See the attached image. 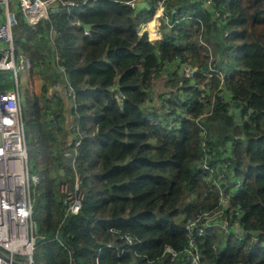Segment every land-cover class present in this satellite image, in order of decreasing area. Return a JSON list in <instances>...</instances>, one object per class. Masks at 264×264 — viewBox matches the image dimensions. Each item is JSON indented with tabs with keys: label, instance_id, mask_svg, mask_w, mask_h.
<instances>
[{
	"label": "trees",
	"instance_id": "obj_1",
	"mask_svg": "<svg viewBox=\"0 0 264 264\" xmlns=\"http://www.w3.org/2000/svg\"><path fill=\"white\" fill-rule=\"evenodd\" d=\"M60 1L74 5L50 12L36 28L18 17L14 28L16 46L27 55L17 33L48 37L54 30L55 56L74 93L70 135L79 140L68 147L75 152V170L61 151L44 156L45 213L36 217L44 240L32 264H191L182 256L188 218L221 207L198 166L203 143L214 171L217 162L229 160L227 184L239 183L228 212L239 209L246 234L239 239L212 230L197 237L200 263L264 264V0H212L214 18L202 0H168L163 22L170 29L158 44L138 29L152 18L150 4ZM81 24L90 25L87 33ZM176 59L213 70L209 78L194 74L203 88L174 69ZM216 74L224 76L229 100L217 95ZM180 92L191 96L190 105L176 102ZM163 94L166 104L160 102ZM32 111L38 115L37 108ZM176 112L180 121L170 125ZM53 159L71 185L80 176L77 213L66 215V205L53 193Z\"/></svg>",
	"mask_w": 264,
	"mask_h": 264
},
{
	"label": "built area",
	"instance_id": "obj_2",
	"mask_svg": "<svg viewBox=\"0 0 264 264\" xmlns=\"http://www.w3.org/2000/svg\"><path fill=\"white\" fill-rule=\"evenodd\" d=\"M167 1L131 0L127 3L131 8L139 7L138 5L141 2L144 5H152L154 7L153 16L158 14L156 30L159 33L158 26L163 21H167L165 10ZM64 5L70 8L74 3H65L60 0H0V71H12L15 87L11 90L0 89V264H32L36 247L35 239L39 235L38 225L34 218V202L30 182L36 185L39 183L40 178L38 174L29 175L28 146L20 92V87H26V82L19 79V71L25 74L28 73L32 61L22 50L17 48L14 39V28L18 24V17H21L31 28H36L39 22L49 17L50 12L59 11L62 8L61 6ZM202 5L210 11L212 18L218 17V12L214 8L212 0H202ZM68 14L72 16L73 11L69 9ZM144 31L148 33L149 38L148 29L146 28ZM84 33H87V30H84ZM50 34H55L53 29H51ZM16 52L21 57L19 66L15 61ZM176 63L179 67H174V69L178 70L184 78H189L191 85L197 88H203L204 83H196L194 74L200 73L209 78L213 72V70L204 71L197 65L192 66L186 61L181 62L179 59H176ZM60 68L65 71L63 66H60ZM216 75L219 79L217 95L224 100H229L232 94L226 88L224 76L222 74ZM67 90L73 100L74 93L69 83H67ZM166 97L165 94L161 95L160 102L163 104L168 103ZM55 98V92L52 91L48 95L51 105L55 102ZM198 99L201 100V96ZM190 100V95L180 92L176 102L190 105ZM171 117L170 124L178 125L181 115L176 112ZM152 122L157 123L158 120L153 118ZM72 129L73 125H71ZM202 129L204 128L201 127ZM205 133V130H203V137ZM73 144L77 146L79 140L74 141ZM226 147L228 149L225 152V157H228L230 144ZM66 156L68 162L70 160L74 168L75 152L68 149L66 150ZM202 157L198 166L206 174V182L208 180L212 181V187L218 194V203L221 207L212 214L204 212L195 218H188L185 224L188 232V246L182 256L191 264H201V254L196 244L197 237L204 236L212 230L228 234V236H236L239 239H243L246 234L240 225L239 209L234 208L232 211L234 217L229 213L231 212V194L235 190L234 184L232 185L231 182L227 184L226 180L231 168L229 167V160L226 159L223 163L217 162L216 165L219 170L214 171L207 161L212 155L210 154V148L206 147L205 143H203ZM75 177H78V174ZM54 178L55 175L52 172L51 179L54 180ZM53 184L58 186V191L63 196L62 202L66 205L65 214L77 213L83 195L78 184V178L76 182L74 180L72 185L67 178L63 182ZM68 184L72 190L69 189ZM124 238L127 242H132L128 235H125ZM107 245L112 246L113 244L108 243ZM166 250L171 252L173 256L176 255V252L170 246H167Z\"/></svg>",
	"mask_w": 264,
	"mask_h": 264
},
{
	"label": "rangeland",
	"instance_id": "obj_3",
	"mask_svg": "<svg viewBox=\"0 0 264 264\" xmlns=\"http://www.w3.org/2000/svg\"><path fill=\"white\" fill-rule=\"evenodd\" d=\"M156 15H154V16L152 15V18L149 21V26L151 28L149 29V27H148V31L154 34V40H158V37H159V34L156 30V27L158 25V20H157ZM141 28H143V26L140 24L138 26V29L140 30ZM158 28H159L158 31H159V33L161 35V39H162V34L169 31L170 26L168 23L162 22L158 26ZM50 36L52 37L53 35L50 34V35H48L47 38H46V36H44V34L40 36V41L36 42V45L40 47V50L38 49L39 51L48 50V52H49L50 50H52V46L49 44V42L52 41L51 38L49 39ZM15 61H16V64L18 66L21 64V57L19 56L18 52L15 53ZM54 62H56V61L54 60ZM19 79L24 80L26 82V87H20V92H21V98H22V116H23L25 132H26V142L28 145V151L29 150L32 151V152H30V156H31L30 160H29V156H28L29 175L38 174L39 178H40L39 183L36 185H34L32 182H30V188L32 190V199L34 202V218L37 222L36 217H37L38 213L40 212V216H43L45 213L44 197L42 196V193H43V190L45 187V182L42 181L43 180L42 179L43 174H44V168L46 165V162L44 160V156L47 153L51 154L50 152H53L52 149L54 148V146H52L51 144H48L46 142V138L44 137L43 130L40 127L42 122H39V119H38L39 115L33 113L32 110H35L37 108L38 114H40V107H39L40 104L38 105V103L41 102V99H42L44 93L46 94L45 95V97H46L45 101L48 104L45 106H47L49 108L50 103H49V100L47 98L49 94L47 93V89H46V92L44 91L45 88H43L42 93H40L39 91L38 92L35 91V83L33 82V80H32L33 78L31 75L28 76L27 73L25 74V73L19 71ZM0 84H5V87H2L3 89H10L11 90V89L15 88L12 71H9V70L8 71H0ZM57 99H56V101H57ZM56 101L51 106L56 105ZM31 111H32V113H31ZM51 121L55 122L56 119L53 120V118H52ZM71 125H72V122H69L68 128L70 131H71ZM170 125H173V124H170ZM33 140L37 141V143L34 144ZM64 144H65V141H64ZM63 147H65V145L59 147L58 144H56L55 155L56 156L59 155V153L61 151L63 156H64V163H68L70 165L71 170H73V169H75L76 165L74 164V168H73L70 160L68 162V160H67L68 157L66 156V150H68L69 148H64L62 150ZM53 165H54V171H52V172L55 175L53 183H58V182L60 183V182L65 181L66 177L63 176L64 170L61 168V166L58 164V162L55 161V159H53ZM58 172L61 173V177L58 176V174H57ZM79 177H80L79 175H78V177H74L75 182H76L77 178H79ZM53 183H52L53 193L56 195L57 198L59 197L63 200L62 194L58 191V186L54 185ZM238 183L239 182L237 180V182L234 184V186L238 185ZM69 189L72 190L70 185H69ZM37 224H38V222H37ZM41 244H43V243H41Z\"/></svg>",
	"mask_w": 264,
	"mask_h": 264
},
{
	"label": "crops",
	"instance_id": "obj_4",
	"mask_svg": "<svg viewBox=\"0 0 264 264\" xmlns=\"http://www.w3.org/2000/svg\"><path fill=\"white\" fill-rule=\"evenodd\" d=\"M149 21L141 24L143 28L139 30V33H141L146 28L148 29V27L149 29L151 28L149 26ZM158 34V40L153 41L149 32V39L153 44H158L162 41L160 33ZM48 35L50 34L48 33ZM20 36L23 37L22 41L26 44V49H28L29 51L28 56L32 61V66L29 69L27 75L32 76V80L35 83V91H39L40 93H42L43 88H45L44 91L46 92L47 89L48 94H50L52 91L55 92V101L58 98L56 101V105L51 106V104H49L50 107L48 108L47 106H45L48 104L45 101L46 94L44 93L41 102L38 103V105L40 104V114H38V119L39 122H42L40 127L43 130L46 142L54 146V148L52 149L54 150V152L56 151V144H58L59 147L65 145L62 150L64 148H68L74 142L68 128V123L72 122V125H74L75 121L74 117L72 116L73 100L68 94L67 90V83H69L68 77L66 73L64 74L60 70L58 58H56L55 56L56 51L54 43L52 42L54 40L55 34L52 37H49V39H52V41L49 42V44L52 46V50H50L49 52L48 50L39 51L40 47L36 45V42L40 41V34H34L29 38L27 37L25 32L16 34L17 39ZM54 60L56 62H54ZM52 118L53 120L56 119V121H51ZM88 126L91 127V124H89ZM72 174L73 173L71 172L69 173L70 178Z\"/></svg>",
	"mask_w": 264,
	"mask_h": 264
},
{
	"label": "water",
	"instance_id": "obj_5",
	"mask_svg": "<svg viewBox=\"0 0 264 264\" xmlns=\"http://www.w3.org/2000/svg\"><path fill=\"white\" fill-rule=\"evenodd\" d=\"M138 6H139V7H142V6H147V7H148V5H144L142 2H141ZM81 26H82L85 30H88V29L90 28V25H89V24H81ZM156 89H157V88H154V94H156ZM167 216H168V215L165 214V215L163 216V218H167ZM58 238H59V240H60L61 242H63V243L65 242L62 233H59V234H58ZM42 240H43V236L38 235V236L36 237V239H35V243H36V244H39Z\"/></svg>",
	"mask_w": 264,
	"mask_h": 264
},
{
	"label": "bare ground",
	"instance_id": "obj_6",
	"mask_svg": "<svg viewBox=\"0 0 264 264\" xmlns=\"http://www.w3.org/2000/svg\"><path fill=\"white\" fill-rule=\"evenodd\" d=\"M158 16V14L156 15V17ZM151 38L154 40V34L150 32Z\"/></svg>",
	"mask_w": 264,
	"mask_h": 264
}]
</instances>
